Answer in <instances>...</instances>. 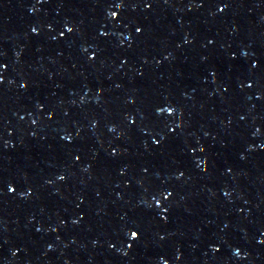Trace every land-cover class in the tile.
Returning <instances> with one entry per match:
<instances>
[{"label":"water","instance_id":"95a60500","mask_svg":"<svg viewBox=\"0 0 264 264\" xmlns=\"http://www.w3.org/2000/svg\"><path fill=\"white\" fill-rule=\"evenodd\" d=\"M0 264H264V0H0Z\"/></svg>","mask_w":264,"mask_h":264},{"label":"snow or ice","instance_id":"6c2138e0","mask_svg":"<svg viewBox=\"0 0 264 264\" xmlns=\"http://www.w3.org/2000/svg\"><path fill=\"white\" fill-rule=\"evenodd\" d=\"M136 235H137L136 232H132V233H131V236H132V237H136Z\"/></svg>","mask_w":264,"mask_h":264}]
</instances>
